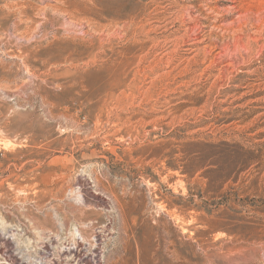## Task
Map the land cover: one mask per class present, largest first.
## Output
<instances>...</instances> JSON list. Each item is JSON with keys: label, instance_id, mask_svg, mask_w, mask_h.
Returning <instances> with one entry per match:
<instances>
[{"label": "rangeland", "instance_id": "374dc122", "mask_svg": "<svg viewBox=\"0 0 264 264\" xmlns=\"http://www.w3.org/2000/svg\"><path fill=\"white\" fill-rule=\"evenodd\" d=\"M0 264H264V0H0Z\"/></svg>", "mask_w": 264, "mask_h": 264}, {"label": "bare ground", "instance_id": "6f19581e", "mask_svg": "<svg viewBox=\"0 0 264 264\" xmlns=\"http://www.w3.org/2000/svg\"><path fill=\"white\" fill-rule=\"evenodd\" d=\"M78 233L80 236H82V238H84L83 234L78 230ZM8 238V237H7ZM6 239V238H5ZM79 248V247H78ZM83 249V248H82ZM78 251V250H77ZM30 260V259H29ZM81 261V260H80Z\"/></svg>", "mask_w": 264, "mask_h": 264}]
</instances>
